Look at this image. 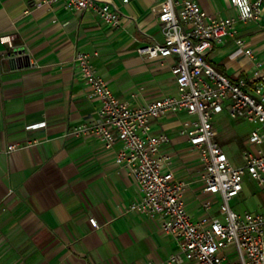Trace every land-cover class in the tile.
Returning a JSON list of instances; mask_svg holds the SVG:
<instances>
[{
    "label": "crops",
    "instance_id": "0c3cea01",
    "mask_svg": "<svg viewBox=\"0 0 264 264\" xmlns=\"http://www.w3.org/2000/svg\"><path fill=\"white\" fill-rule=\"evenodd\" d=\"M37 1L0 0V264L165 261L177 250L176 238L163 230L160 214L130 209L142 192L129 168L117 162L123 141L107 148L94 134H68L97 120L101 107L75 64L77 51L91 55L98 73L131 107L178 95L172 72L177 57L138 51L164 41L153 11L161 0H99L118 5L119 26L94 10ZM197 1L217 19L238 17L230 0ZM250 1L258 12L237 27L253 57L228 37L213 43L207 59L230 79L246 77L253 84L258 68L264 80V0ZM193 119L186 111L171 112L152 121L151 133L169 135L160 146L169 157L165 168L190 183L186 206L198 219L219 214L222 198L204 190L202 162L181 133L183 122Z\"/></svg>",
    "mask_w": 264,
    "mask_h": 264
},
{
    "label": "built area",
    "instance_id": "2783aa9c",
    "mask_svg": "<svg viewBox=\"0 0 264 264\" xmlns=\"http://www.w3.org/2000/svg\"><path fill=\"white\" fill-rule=\"evenodd\" d=\"M230 1L237 8L238 17L217 19L197 0H161L153 7L164 41L142 46L138 51L150 57H177L172 72L178 95L131 107L98 73L89 53L77 51L74 55L78 70L92 96L100 98L101 107L97 120L78 125L68 134H94L107 148L122 140L124 147L117 153V162L129 168L142 192L141 199L133 202L130 209L150 216L160 214L163 230L176 238L177 250L169 258L149 264H176L183 260L195 264H264V213L242 215L231 205V200L243 190L246 173L264 189V80L259 68L253 72L256 83L251 84L246 77L230 79L207 59L213 43H222L228 37L253 57L252 50L238 35L237 23L255 17L258 6L250 0ZM57 2L74 11L94 10L114 26L121 21L119 7L113 1L38 0L35 4ZM252 89H257V93ZM179 111L196 116L183 122L181 133L189 138V151L202 162L204 190L221 195L219 214L192 217L185 199L190 183L166 169L169 157L160 153V146L168 143L170 137L151 133L154 119ZM223 111L257 124L248 138L252 148L245 150L243 165H234L216 139L215 118ZM15 148L9 146V150ZM211 205L212 201L205 203L207 208ZM90 223L98 226L95 217H90Z\"/></svg>",
    "mask_w": 264,
    "mask_h": 264
},
{
    "label": "rangeland",
    "instance_id": "374dc122",
    "mask_svg": "<svg viewBox=\"0 0 264 264\" xmlns=\"http://www.w3.org/2000/svg\"><path fill=\"white\" fill-rule=\"evenodd\" d=\"M256 127L246 119L233 118L227 111L216 116V139L224 145L234 165L244 164L243 154L252 148L248 138ZM231 205L242 215L264 213V189L251 174L244 175L243 190L231 200Z\"/></svg>",
    "mask_w": 264,
    "mask_h": 264
},
{
    "label": "water",
    "instance_id": "95a60500",
    "mask_svg": "<svg viewBox=\"0 0 264 264\" xmlns=\"http://www.w3.org/2000/svg\"><path fill=\"white\" fill-rule=\"evenodd\" d=\"M28 58V57H27ZM13 60H18V59H20V57H15V56H13V58H12Z\"/></svg>",
    "mask_w": 264,
    "mask_h": 264
}]
</instances>
